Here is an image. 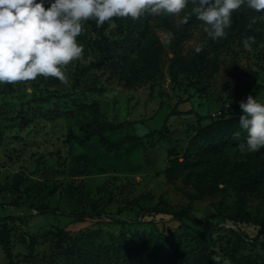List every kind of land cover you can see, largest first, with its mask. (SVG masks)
<instances>
[{
	"label": "rangeland",
	"instance_id": "374dc122",
	"mask_svg": "<svg viewBox=\"0 0 264 264\" xmlns=\"http://www.w3.org/2000/svg\"><path fill=\"white\" fill-rule=\"evenodd\" d=\"M49 6L45 0V7ZM192 8L189 0L178 15L145 14L136 20L116 17L101 26L88 20L78 37L84 52L63 69L65 81L41 76L0 85V217L25 218L10 229L0 227V234L9 239L16 264H77L65 254L79 246L81 235L100 233L117 243L121 226L112 223L111 217L144 223L154 219L158 233L180 239L176 246L181 256L195 236L189 223L145 211L162 204L171 210L189 209L197 219L217 213L219 206L228 213L236 205V185L246 167L261 173L259 183L246 195L248 208L264 216V148L248 152L238 144L207 149L202 142L189 147L190 140L210 121L198 122L191 111L212 118L221 113L235 117L242 115V109L233 107H240L249 95L264 103V90L254 95L264 85V17L242 6L233 13L226 36L213 40ZM133 32L147 33L144 42L159 49L150 65L134 53L114 65L101 60L99 49L106 40ZM249 36L256 38L255 43L245 48L243 41ZM177 53L178 58L195 64L206 58L216 64L217 71L209 79L175 83L171 69ZM39 97H52V101L41 106L32 103ZM95 101L104 119L118 126L117 132L105 135L122 148L107 152L98 138L86 146L75 139L68 143L69 133L82 140L85 127L95 125L88 108ZM166 120L163 134H152ZM130 136L143 138L144 143L127 156L130 144L123 141ZM186 154L196 157L197 166L169 182L165 171L170 161ZM192 193L198 195L193 201L188 196ZM16 201L18 206H10ZM47 206L56 212L38 214L37 207ZM82 213L87 218L79 222L75 216ZM218 222L219 229L209 233L205 244L209 259L219 255L221 264L223 258L234 264L231 256L239 264H264L260 228L243 226L249 238H263L256 246H237L230 226ZM62 228L70 236L65 242L57 238ZM125 232L135 240L139 254L134 252L127 262L123 256L102 257L99 264H150L146 253L157 232L150 235L148 224ZM8 262L0 242V264Z\"/></svg>",
	"mask_w": 264,
	"mask_h": 264
},
{
	"label": "trees",
	"instance_id": "16d2710c",
	"mask_svg": "<svg viewBox=\"0 0 264 264\" xmlns=\"http://www.w3.org/2000/svg\"><path fill=\"white\" fill-rule=\"evenodd\" d=\"M95 25V24H94ZM95 30L97 27L95 26ZM147 33L143 32H133L124 35L122 38L109 41L106 40L99 49L101 60L108 62L112 65L114 63H119V59L126 60L128 54L134 53L138 58H142L150 65V62L158 54L159 49L150 46L149 43H145L144 40ZM153 48V49H152ZM153 50V52H152ZM172 64L171 74L173 81L175 83H193L198 81V79L211 78L217 71V66L215 63H210L208 59H201L197 64L185 61L178 58V53ZM118 59V60H117ZM146 65V64H144ZM135 74H137L135 72ZM262 90L263 86H258L255 90L254 95H258ZM68 96V95H66ZM52 101V97H39L35 98L32 103L38 106L49 104ZM94 116L95 125H87L85 127V137L81 140L75 137L72 133H69L68 143H71L75 139L80 145L86 146L92 140L98 138L101 146L107 151L112 152L114 150L122 148V146L117 145L112 142L108 136L105 134L109 131L117 132L118 126L104 119L102 113L101 105L99 102L95 101L88 107ZM234 109H239L240 107L234 106ZM176 113L175 111L172 113ZM198 118V122L204 124L202 129L199 130L197 135L193 137L189 142V147H199V144L204 143L207 149H215L220 146H230L238 145L241 143H246L247 132L240 127V116L229 117L228 113H221L217 118H212L209 116H200L197 113L191 111ZM167 128V120L159 131H154L152 134L160 135ZM239 134V135H237ZM125 144H130L126 149V155L131 156L133 153L137 152L143 145V138L130 136L124 139ZM120 144V143H118ZM122 145H124L122 143ZM198 161L196 157H190L188 154L181 157H175L170 161V165L165 171V178L173 183L178 177L184 174L186 170L192 169L197 166ZM242 174L240 184L236 185V205L231 209L230 212L224 213L222 207L219 206L218 212L208 215L205 219H197L190 215L189 209L186 210H171L166 207L157 206L152 209H148L145 212L149 214H163L169 215L174 220L181 223H189L195 236L192 239V243L186 253L181 256L179 246H176V242H179V238L175 236H166L163 233H158L155 220H151L148 223L144 221L127 222L123 219H116L111 217L110 221L116 225L121 226V232L118 236L117 243L112 240H108L106 236L100 233H95L92 235L84 236L81 235L77 242L80 243L78 247L71 253L66 252L65 258L68 261H77V264H99L102 257L105 258H121L125 257L124 261H130L133 254H139L138 246L134 242L135 240L128 237L125 232L126 228H137L144 229L145 224L149 225V234L157 232V238L154 244L148 249L146 253L147 260L150 264H211V259L207 257L205 244L210 232L219 229V222L223 220L230 227L228 230L235 237L234 244L240 246L244 243L249 245H257L261 242L262 238L260 235L255 238H249L243 231V226H253L260 228L264 234V216L260 214H254L248 208L247 193L250 192L256 184L259 183L261 179V173L258 171H250L249 167ZM191 201L195 200L198 195L192 193L188 195ZM10 206H18V201L12 203ZM38 214H50L55 213L56 210L50 207L36 208ZM101 216V213H96ZM79 222H84L87 218L85 214H79L75 216ZM97 217V218H98ZM24 223V217L8 216L0 217V227L4 229H10L17 222ZM216 222V223H215ZM57 238L61 242L67 241L70 236L65 228L58 230ZM0 242H3L4 249L6 253V258L8 259L7 264H16L12 252L9 248V239L0 234ZM32 255V252L30 253ZM234 264L236 260L231 257Z\"/></svg>",
	"mask_w": 264,
	"mask_h": 264
},
{
	"label": "clouds",
	"instance_id": "9594fccd",
	"mask_svg": "<svg viewBox=\"0 0 264 264\" xmlns=\"http://www.w3.org/2000/svg\"><path fill=\"white\" fill-rule=\"evenodd\" d=\"M196 18L213 39L226 36L233 13L242 6L264 17V0H191ZM0 0V85L55 77L66 80L64 68L84 52L78 37L85 31V22L94 19L97 26L113 18H141L150 15H178L189 0ZM185 22L187 20L185 19ZM249 36L243 44L255 43ZM201 51L199 47L195 49ZM31 91V89H27ZM240 127L247 132L241 150L257 152L264 148V103L252 95L240 102ZM239 135V134H237ZM213 264H221L219 255ZM222 264H231L223 258Z\"/></svg>",
	"mask_w": 264,
	"mask_h": 264
}]
</instances>
